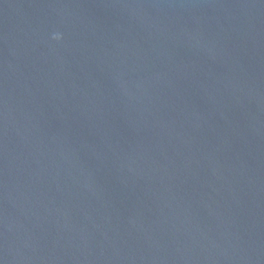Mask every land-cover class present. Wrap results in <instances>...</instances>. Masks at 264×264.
Wrapping results in <instances>:
<instances>
[{
    "label": "water",
    "instance_id": "water-1",
    "mask_svg": "<svg viewBox=\"0 0 264 264\" xmlns=\"http://www.w3.org/2000/svg\"><path fill=\"white\" fill-rule=\"evenodd\" d=\"M0 264H264V0H0Z\"/></svg>",
    "mask_w": 264,
    "mask_h": 264
},
{
    "label": "clouds",
    "instance_id": "clouds-1",
    "mask_svg": "<svg viewBox=\"0 0 264 264\" xmlns=\"http://www.w3.org/2000/svg\"><path fill=\"white\" fill-rule=\"evenodd\" d=\"M53 38H54V39H59L60 37L57 35V36H54Z\"/></svg>",
    "mask_w": 264,
    "mask_h": 264
}]
</instances>
